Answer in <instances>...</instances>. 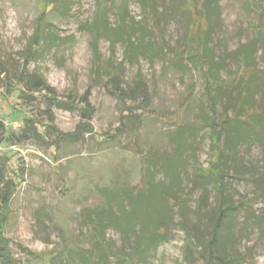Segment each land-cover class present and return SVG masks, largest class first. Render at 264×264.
<instances>
[{
  "label": "rangeland",
  "instance_id": "1",
  "mask_svg": "<svg viewBox=\"0 0 264 264\" xmlns=\"http://www.w3.org/2000/svg\"><path fill=\"white\" fill-rule=\"evenodd\" d=\"M49 1L0 0V67L10 77L0 83V91L8 92V88L15 86L17 73L24 65L26 73L41 75L57 97H77V101L89 90L92 133L84 135L79 142L59 144L57 148L49 142L27 141L13 145L1 141L3 130L6 134H16L25 119L39 120L45 126L50 114L54 126L63 133L74 132L83 120L80 111L47 108L43 96L37 93L35 99L25 103L18 99L16 91L4 98L0 96V167L15 185L4 211V236L18 264H94V257L88 252L89 232L81 230V226L86 215L101 203L96 186L137 184L145 156L155 152L156 159L171 155L175 148L171 137L178 127L200 126L198 109L201 106L197 100L200 88L193 95L190 87L202 86L200 75L188 60L176 67L170 63L174 62L176 46L189 23L184 0H150L155 3V28L166 57L159 59L145 52L136 61L121 43L101 39L97 52L91 49L89 35L81 27L94 21L96 0H69L68 14L62 16L53 11L44 13ZM243 2L222 0L220 16L211 18V45L217 55L257 41L255 30L247 22ZM174 7L178 8L176 13L170 11ZM128 12L134 23H139L134 26L133 43L152 46L151 37L144 36L147 31L144 9L137 0H129ZM39 19L49 20L52 26L47 32L53 31L59 44H51L40 58L30 59L29 45L40 26ZM117 19L110 11L109 22L113 26L118 25ZM254 56L257 68L264 69V39L257 41ZM227 64L231 70L235 68L233 63ZM113 67L118 69L122 88L131 89L138 79L148 88L150 109L132 110L138 115V121L129 117L127 105L132 104H123L105 88L110 87L107 81L112 77L109 70L113 71ZM221 114L222 109L218 107L215 120ZM38 130L43 133L42 128ZM187 143L179 183L189 196L182 202L183 207H176L166 240L157 244L145 261L129 263L125 259L130 246L121 241L116 231L109 229L105 239L115 255L109 258L108 264H202L192 249L187 250L180 221L193 229L194 242H201L208 227L206 220L196 214L195 201L202 200L199 209L206 214L218 202L234 205L241 196H251L250 174L258 172L264 164L261 148L250 144L239 149L234 164L238 167L237 174L229 173L226 179L229 191L220 197L211 187L209 178L192 175L194 161L202 170L210 163L208 129L187 136ZM156 163L152 174L166 184L168 177ZM191 180L197 186L194 192L188 191ZM259 208L253 205L250 211L258 212ZM241 216L239 212L236 229L240 227ZM234 248L244 255L241 264H264V237L256 231L243 237Z\"/></svg>",
  "mask_w": 264,
  "mask_h": 264
},
{
  "label": "trees",
  "instance_id": "2",
  "mask_svg": "<svg viewBox=\"0 0 264 264\" xmlns=\"http://www.w3.org/2000/svg\"><path fill=\"white\" fill-rule=\"evenodd\" d=\"M137 1L144 9V24L147 27L144 36L151 37L153 45L133 43L134 26L139 23H134L128 12L129 0H96L97 12L94 21L81 27L89 35V45L93 52H97L98 41L105 39L110 43H121L128 52L131 51L135 61L145 52L154 54L159 59L166 57L160 45L159 31L155 28L157 16L154 1ZM221 1L184 0L189 23L184 36L176 46L175 57L172 60L174 62H170L176 67L183 60H188V64L200 75L202 87H190L193 95H196L200 88V95L197 96L201 106L198 109L200 126L188 124L179 126L171 137V142L175 146L171 155L156 159L155 152L149 157L145 156L141 162L142 172L137 184L96 186L101 203L86 215L81 226V230L84 228L89 232L88 252L94 257V264H108L109 258L115 255L105 239L106 231L109 229L116 231L121 241L130 246L125 259L129 263L136 260L145 261L149 252L166 240L169 228L174 222L176 207H183L182 202L189 196L179 183L182 164L185 162L184 155L188 150L187 136L208 129L210 163L202 170L194 161L192 175L196 178H209L211 187L220 197L229 191L226 182L229 173L234 171L237 174L238 167L234 164L237 162L239 149L255 144L264 151V69L257 68L254 56L257 41L264 39V0L243 2L247 22L255 30L256 43L217 55L211 45L213 41L211 18L220 16ZM69 5V0H50L49 8L45 9L44 13L53 11L61 16L66 15ZM175 9L178 10L174 7L170 11L176 13ZM110 11L118 17L117 26L109 22ZM39 25L34 41L31 46L29 45L30 59L40 58L51 44H59L56 43V40L59 41L56 34L53 31L47 32L52 26L49 20L39 19ZM228 62L233 63L235 68L232 70L228 68ZM24 67L25 65L17 73L15 86L8 88V92L0 91L1 97L4 98L16 91L18 99L25 103L27 100L35 99L34 94L37 93L43 96L49 109L55 107L66 111H80L83 122L77 125L74 132L63 133L54 126L50 114L45 126L39 120L25 119L18 133L6 134L3 130L1 141L13 145L27 141L49 142L57 148L59 144L79 142L84 135L92 133L89 121L92 119L93 109L89 102V90L78 97L77 101L75 100L77 97L75 99L70 96L57 97L41 75L26 73ZM109 71L112 75L107 81L110 87L105 88L110 89L111 94L123 104L130 102L132 105H127L129 117L138 121V115L132 112L133 108L144 112L150 109L151 103L144 81L138 79L134 87L127 90L121 87L118 69L113 67V71L112 68ZM7 80H10L9 74L0 67V83L3 84V81ZM218 107H221L222 114L215 120L214 115ZM39 127L43 129V133L39 132ZM156 162L168 177L166 184L156 180L152 174ZM250 175L252 194L249 198L241 196L237 204L218 202L212 211L205 214L199 209L202 200L195 201V212L206 220L208 227L207 234L203 236L201 242L195 243L193 229L180 221L187 250L192 249L202 264H241L244 255L235 251V245L251 232L256 231L258 235L264 237V164L258 172H252ZM190 185L188 191L194 192L197 189L195 182L191 180ZM14 186L13 181L6 177L0 167V264H18L11 255L3 229L6 222L4 211L13 195ZM253 205L260 206L258 212L250 211ZM239 212L242 213V221L240 227L236 229ZM38 256L42 258L41 255Z\"/></svg>",
  "mask_w": 264,
  "mask_h": 264
}]
</instances>
